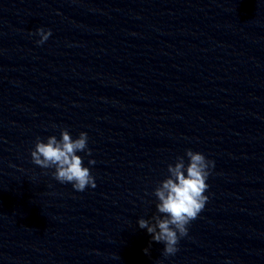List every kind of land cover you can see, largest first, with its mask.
I'll list each match as a JSON object with an SVG mask.
<instances>
[{"label":"clouds","instance_id":"obj_1","mask_svg":"<svg viewBox=\"0 0 264 264\" xmlns=\"http://www.w3.org/2000/svg\"><path fill=\"white\" fill-rule=\"evenodd\" d=\"M35 34L40 37L38 45H43L52 35L50 29L43 28L37 29ZM79 152L91 156L88 134L81 132L73 139L67 129H62L59 139L52 135L44 142L37 137L30 155L40 168L54 169L52 176L59 183L71 184L76 191L83 192L88 187L95 188L96 182L90 168L84 166L83 158L77 154ZM185 155L188 163L184 157H177L174 165H168L169 175L154 190L159 213L152 217L154 223L143 218L137 221L139 228L146 229L153 241L164 244V256L178 251L180 239L188 235L187 226L197 218L208 200L206 181L215 162L190 149ZM88 163L94 165L95 160L90 159Z\"/></svg>","mask_w":264,"mask_h":264}]
</instances>
